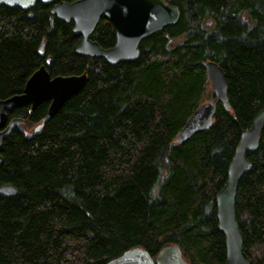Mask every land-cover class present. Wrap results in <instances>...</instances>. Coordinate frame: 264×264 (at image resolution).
<instances>
[{"label": "trees", "instance_id": "obj_1", "mask_svg": "<svg viewBox=\"0 0 264 264\" xmlns=\"http://www.w3.org/2000/svg\"><path fill=\"white\" fill-rule=\"evenodd\" d=\"M165 1L179 7V22L116 65L76 53L82 38L51 13L55 3L0 6V99L23 93L43 65L52 77H89L39 132L25 126L41 123L48 102L8 112L26 124L1 150L0 186L18 192L0 194V264H107L135 247L155 258L169 245L189 264L226 263L216 196L264 107V0ZM91 38L111 48L115 27L103 16ZM209 60L225 72L231 108L219 102L212 127L179 145L177 133L213 97ZM248 156L236 211L245 253L264 264V131Z\"/></svg>", "mask_w": 264, "mask_h": 264}, {"label": "water", "instance_id": "obj_2", "mask_svg": "<svg viewBox=\"0 0 264 264\" xmlns=\"http://www.w3.org/2000/svg\"><path fill=\"white\" fill-rule=\"evenodd\" d=\"M38 2L55 3L51 13L66 23L74 24V34L82 38L76 49L78 55L104 58L112 65L138 60L141 55L140 46L145 39L163 31L167 26L176 25L181 18L179 7L165 0H76L72 3L63 0H0V6L30 10ZM103 16L107 17L115 27L117 40L111 48H104L91 38ZM205 68L214 97L201 104L187 119L175 138V142L179 145L187 143L194 135L212 127L219 102L227 109L231 108L223 68L212 60L205 63ZM88 79L86 72L80 75L52 77L43 65L28 79L23 93L0 99V167L4 162L1 150L5 140L16 128L26 124L24 118L17 117L10 120L8 112L24 105L30 106L31 111L34 112L40 105L48 102L46 116L34 128L35 132H39L60 112L68 100L85 88ZM263 131L264 107L255 117L251 127L242 133L229 166L227 182L216 196L218 226L226 239L225 264H251L244 251V237L237 216L236 198L241 179L253 168L248 154L259 150ZM17 192L13 184L6 183L0 186L2 195L13 197ZM107 264L189 263L184 259L178 245H169L164 247L155 258L145 249L135 247Z\"/></svg>", "mask_w": 264, "mask_h": 264}, {"label": "rangeland", "instance_id": "obj_3", "mask_svg": "<svg viewBox=\"0 0 264 264\" xmlns=\"http://www.w3.org/2000/svg\"><path fill=\"white\" fill-rule=\"evenodd\" d=\"M179 42V40H177L176 41V43H178ZM210 89H211V92H212V87H211V85H210ZM212 97V96H211ZM213 99V97L212 98H210V99H208V100H206L205 102H208V101H210V100H212ZM205 102H203V103H205ZM202 103V104H203ZM36 127V124H33V125H28V126H25V129L27 130V132H30V133H32L33 131H34V128Z\"/></svg>", "mask_w": 264, "mask_h": 264}]
</instances>
